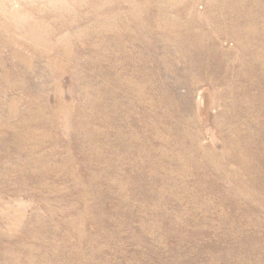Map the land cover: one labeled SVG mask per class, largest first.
<instances>
[{
	"label": "rangeland",
	"instance_id": "obj_1",
	"mask_svg": "<svg viewBox=\"0 0 264 264\" xmlns=\"http://www.w3.org/2000/svg\"><path fill=\"white\" fill-rule=\"evenodd\" d=\"M0 264H264V0H0Z\"/></svg>",
	"mask_w": 264,
	"mask_h": 264
}]
</instances>
